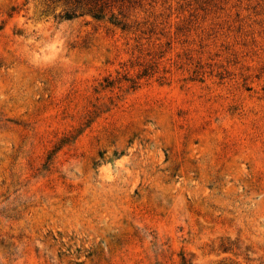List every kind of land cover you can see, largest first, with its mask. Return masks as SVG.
Masks as SVG:
<instances>
[{
	"label": "rangeland",
	"instance_id": "1",
	"mask_svg": "<svg viewBox=\"0 0 264 264\" xmlns=\"http://www.w3.org/2000/svg\"><path fill=\"white\" fill-rule=\"evenodd\" d=\"M0 264H264V0H0Z\"/></svg>",
	"mask_w": 264,
	"mask_h": 264
}]
</instances>
